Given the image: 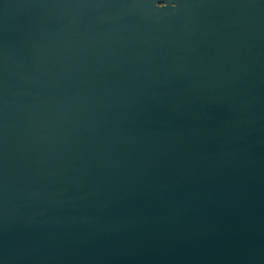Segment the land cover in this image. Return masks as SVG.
<instances>
[{
	"label": "water",
	"instance_id": "1",
	"mask_svg": "<svg viewBox=\"0 0 264 264\" xmlns=\"http://www.w3.org/2000/svg\"><path fill=\"white\" fill-rule=\"evenodd\" d=\"M0 264H264V0H0Z\"/></svg>",
	"mask_w": 264,
	"mask_h": 264
}]
</instances>
